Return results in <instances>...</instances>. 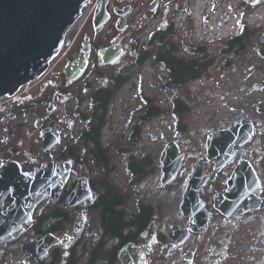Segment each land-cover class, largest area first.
<instances>
[{
    "label": "rangeland",
    "instance_id": "rangeland-1",
    "mask_svg": "<svg viewBox=\"0 0 264 264\" xmlns=\"http://www.w3.org/2000/svg\"><path fill=\"white\" fill-rule=\"evenodd\" d=\"M99 1L93 0L95 5L94 8L91 7L92 9L83 8L87 11L81 12L77 24L66 34L64 48L52 62L55 65L53 70L55 75L48 81H55L60 87L63 85L64 78L61 77L60 72L65 61L78 53L85 36H89L95 46L121 41L125 49L121 63L117 66L98 68L102 74L101 80L90 79V67H88L81 80L67 89L64 88L73 94V99L66 108L70 110L76 108L78 113H85L90 106L89 97L100 83L105 88H111L114 77L118 75L127 77V82L114 92L107 106L106 121L101 131L100 141L109 159L107 174L122 193L127 207L142 201L145 205L158 208L163 215L169 213V209L176 205L190 168L195 163V159L199 158V139L202 133L235 119H257L264 125V58L258 51L259 48L264 50V0H180L179 9L176 8V4L167 6V0H157L158 4L154 12L148 10L154 0H130L123 3L109 0L108 10L111 13V21L101 33L96 35L93 31L92 17ZM124 7H129L126 16L127 28L124 32H118L114 26L118 16L113 14V9L120 10ZM241 9L244 12L242 16ZM156 12L157 15L149 20L150 14ZM257 14L261 18L255 17ZM171 21L175 22V36L172 41L180 48L179 57L194 58L192 49L203 48L207 52L206 59L214 60L198 80L174 87L169 86L166 74L151 60L140 69L134 67L136 53L146 45L149 33L160 27L165 28ZM241 22L246 23L251 30L246 48L234 55L224 57L220 52L221 44L239 33ZM135 41H138L139 45L134 51ZM104 79L107 80L105 83ZM43 82L39 83L38 80L32 84L33 91L38 92ZM140 94L149 99L150 105ZM176 94L181 95L180 98L186 105L185 114L181 118L186 129L180 135L175 134L176 119L173 105ZM76 97L82 99L80 105L77 104ZM233 104L237 106L233 107ZM149 106L158 108L160 113L152 118L143 119ZM116 113L117 118H115ZM38 114L45 117L46 108L44 107ZM46 122L44 120V124ZM156 125L160 127L157 128ZM135 127H138L137 131H134ZM84 128L82 124H77L72 132H64L62 145L49 155L45 154L42 161L60 160L59 154L66 148V146L63 148V144L76 138ZM176 135L180 152H189L191 161L183 162L171 187L159 189L158 160L166 144ZM36 136V133L25 135L18 133L10 137L9 146L15 150L22 142L29 152L33 149V152L37 153L40 140L35 143ZM261 139L264 147V133ZM141 156L151 161V165L146 167V176L136 180L129 174L127 165L131 164L132 159L139 160ZM134 166L135 164L129 165V170L132 171ZM132 181L135 182L133 185ZM228 232L230 230L225 228H221L216 235L212 232L209 235L210 240L205 242L204 247L209 243L219 244L226 239L219 237L220 234ZM26 236L24 240L19 241L20 244L29 240L32 242L28 232ZM228 238L231 239V236ZM232 241L234 244H243L240 252L246 257L245 264H264L263 230L253 226L250 229L244 228L236 232ZM245 244L248 245V250L243 248ZM16 247H19L18 243L10 245L8 249ZM233 247L232 254L238 251ZM239 256L242 257L240 253Z\"/></svg>",
    "mask_w": 264,
    "mask_h": 264
},
{
    "label": "flooded vegetation",
    "instance_id": "flooded-vegetation-1",
    "mask_svg": "<svg viewBox=\"0 0 264 264\" xmlns=\"http://www.w3.org/2000/svg\"><path fill=\"white\" fill-rule=\"evenodd\" d=\"M40 85L38 92L33 91L32 84L22 87L23 93L14 97L9 106L0 111V168L14 162V169L27 173L40 166L44 162L42 159L45 153L40 151L39 132L51 121L59 123L62 129L61 142L58 146L62 145L64 132H72L77 124L86 127L84 122L78 121L79 113L76 108L71 110L66 108L71 101L67 104L55 103L49 106L56 93L71 92L60 87L55 81L47 80ZM44 107L47 112L45 117L38 114ZM44 120L47 121L46 124ZM240 121L251 123V137L243 145L237 143L231 148L233 157L225 159L229 145L224 144L218 150L220 152L216 153L219 156L213 159L209 154L208 137L215 132L227 130ZM214 129L201 134L199 158L195 159V163L199 160L207 177L198 191L199 210L202 207L208 214L204 232H193L190 229L191 219L180 210L186 181L176 205L169 209V213L162 215L163 212L156 207L141 208L139 205L143 203L142 201L127 207L122 193L107 174L109 166L107 169L95 166L94 160L88 153L86 154V149L81 147V158L78 161L75 159L52 161L55 164L70 162L66 184L56 199H51L48 193L45 201L33 210L30 223H23L24 233L16 241L19 247L8 249L10 244L7 243L0 247V264H7L11 258L18 264H123L119 254L130 245L135 249L142 247L144 264H245L246 257L240 252L243 244H234L232 237L236 232L244 228L250 229L251 226L264 231V147L261 139L264 125L257 119L246 118L220 124ZM18 133L24 135L36 133L34 142L40 140L39 151L34 153L31 149L29 152L22 142L15 150L12 149L9 146L10 137ZM77 137L63 144V148L65 146L72 150L77 148ZM187 153L189 156L185 161H191V155ZM80 182H83L84 191L73 199L75 205L69 207L66 200L79 187ZM28 202L29 199H26L25 208ZM13 203L14 198L8 193L0 203L2 212ZM227 205L233 207L229 215L221 211ZM10 217L13 219L12 227L27 219L26 212L22 211L11 214ZM152 224L155 226V239L147 246L148 241L142 234ZM193 226L199 227L198 217L195 218ZM221 228L230 230L219 236L226 239L219 244L209 243L204 247L205 242L210 240L209 235L212 232L213 235L218 234ZM76 230L79 231L78 235L75 234ZM36 231L44 233L38 236ZM27 232L32 242L29 240L20 244L19 241L25 239ZM47 234L64 240L66 249L60 245L55 246L50 249L48 257L41 261L36 255L35 245ZM185 235L187 239H184ZM232 246L235 247L234 250L238 249L234 254ZM243 248L248 250V245L245 244ZM5 250L10 251L8 257ZM189 254L191 261L186 263Z\"/></svg>",
    "mask_w": 264,
    "mask_h": 264
},
{
    "label": "water",
    "instance_id": "water-1",
    "mask_svg": "<svg viewBox=\"0 0 264 264\" xmlns=\"http://www.w3.org/2000/svg\"><path fill=\"white\" fill-rule=\"evenodd\" d=\"M117 3L130 0H115ZM255 1V0H250ZM89 0H0V99L5 96H13L18 90L36 81L39 76L48 68L49 61L61 50L66 34L79 19L82 9ZM158 1L154 0L148 7L150 12L157 8ZM109 0H100L92 17L93 31L96 33L109 24L111 13L108 10ZM129 7L113 9V14L118 16L115 29L124 32L126 16ZM124 48L120 40L99 48L97 51V66H117L124 56ZM91 56V42L89 36L84 37L78 54L64 66L62 73L65 80V87L68 88L79 81L89 66ZM106 80H104V83ZM72 98L71 93H56L53 97L55 103L66 104ZM51 112V110H49ZM61 126L56 121H51L47 127L39 132L41 139L40 151L49 154L61 142ZM252 135V125L247 122H237L234 126L224 131H218L208 137L209 154L216 159V153L224 144L229 148L225 159L233 157L231 148L237 143L243 145ZM239 140V142H236ZM178 138L166 144L159 160L160 167L159 188L171 187L182 167V163L188 158L187 152H180L177 146ZM15 163L9 162L0 168V203L11 193L14 203L2 212L0 204V246L5 243L19 239L23 233V223H30V218L36 206L41 204L48 196L56 199L66 184L70 173V162L54 163L43 162L32 171L22 173L14 169ZM199 160L193 166L187 176L186 187L183 191V202L180 210L185 216L191 219L190 229L193 232H204L208 221V214L202 207L199 210L198 191L206 181ZM83 182H80L66 200V205L74 206L73 199L82 190ZM29 202L24 207L25 200ZM202 204V203H201ZM26 212L27 219L16 227H12L13 219L11 214ZM223 214L229 215L233 207L227 205L221 210ZM199 218V227H194L195 218ZM155 226L149 227L142 236L148 241L147 246L155 239ZM78 235L79 231L76 230ZM187 239V236H184ZM64 240L55 238L51 234L41 237L36 245L35 252L39 260L48 257L51 248L60 245L66 249ZM119 257L123 264H144L142 247L133 248L127 246ZM191 254L185 260L190 263ZM7 264H18L13 258Z\"/></svg>",
    "mask_w": 264,
    "mask_h": 264
},
{
    "label": "trees",
    "instance_id": "trees-1",
    "mask_svg": "<svg viewBox=\"0 0 264 264\" xmlns=\"http://www.w3.org/2000/svg\"><path fill=\"white\" fill-rule=\"evenodd\" d=\"M180 0H167V6H171L176 4V8L179 9ZM241 16L244 15L243 10H240ZM157 15L156 13L150 14L149 20L153 19ZM175 22L171 21L165 28H157L154 31H151L148 35V41L146 45H143V49L136 53V63L134 67L136 69H140L148 60H151L153 64L159 65L161 70L166 74L169 86H182L187 85L190 82L198 80L213 64L214 60L206 59L207 52L203 48H193V53L195 55L192 57H179L178 52L180 50L179 46L173 43L172 38H174L175 34ZM250 29L246 23L241 22L239 26V33L235 36L229 38L221 44L222 49L220 50L221 55L224 57L234 55L237 52L243 51L246 48L247 41L249 36L251 35ZM99 34V33H98ZM96 33V35H98ZM109 45V44H108ZM139 45L138 41L134 42V51ZM107 46L105 44H101L98 46L92 45V52L90 57V71L89 76L90 79L101 80L102 74L99 72L97 66V55L96 52L99 48ZM260 56L264 58V50L258 49ZM76 54L69 57L65 64L70 61ZM61 77H63L62 72ZM127 82V77L116 76L113 78L112 83L113 86L111 88H105L100 85L91 93L90 106L85 113L78 114V121L80 123L84 122L86 127L81 131V133L77 137L78 147L75 149H67L65 148L61 154H59L60 160L65 159H75L78 161L81 157L80 148L83 147L86 149V154L88 153L91 158L94 160L95 166L103 167L104 169L108 168L109 159L106 155V150L102 146L101 140V131L105 124V116L107 106L112 99V96L116 90H118L124 83ZM64 84L61 86L64 88ZM167 86V84H166ZM142 97L146 101L147 104L150 105V101L145 96ZM181 95H175V104L172 105L174 108V115L176 119L175 129L176 133L179 134L184 132L186 126L184 121L182 122V115L185 114L186 105L181 100ZM77 104L80 105L82 99L76 97ZM178 104V108L176 105ZM160 113V110L156 107L149 106V108L145 112V116L143 119L152 118L157 116ZM138 127L134 128V131H137ZM133 131V132H134ZM135 164L132 168L133 170H129V165ZM128 163L127 168L129 173L136 178V180L141 179L146 176V167L151 165V161L147 158L141 156L139 160L132 159V162ZM104 165V166H102ZM141 208H151V206L140 203ZM38 236L42 235L43 231L35 232ZM28 252V250H27ZM29 253V252H28Z\"/></svg>",
    "mask_w": 264,
    "mask_h": 264
},
{
    "label": "built area",
    "instance_id": "built-area-1",
    "mask_svg": "<svg viewBox=\"0 0 264 264\" xmlns=\"http://www.w3.org/2000/svg\"><path fill=\"white\" fill-rule=\"evenodd\" d=\"M94 5H95V2H93V0H90L89 3L87 4V7H88V8H91V7L94 8V7H93ZM92 8H91V9H92ZM62 50H63V48H62ZM62 50H61L60 53L57 55V57L61 54ZM53 60H54V59H53ZM53 60L51 61L48 70H47V71L41 76V78L39 79V83L42 82V81H44V80H46L47 78H49V77H51V76L54 75V71H53V70H54V68H55V65L52 64ZM19 94H20V92L17 93L15 96H12V97H10V96H5V97L1 98V99H0V110H2V109H4L5 107H7V104H9L10 101H11L14 97L18 96ZM7 102H8V103H7ZM4 103H7V104H4ZM14 244H15V243H14ZM11 245H12V244H11Z\"/></svg>",
    "mask_w": 264,
    "mask_h": 264
},
{
    "label": "bare ground",
    "instance_id": "bare-ground-1",
    "mask_svg": "<svg viewBox=\"0 0 264 264\" xmlns=\"http://www.w3.org/2000/svg\"><path fill=\"white\" fill-rule=\"evenodd\" d=\"M82 11L85 12V11H87V10L82 9ZM255 17H260V18H261V16H260L259 14L255 15ZM224 20H225V19H224ZM76 23H77V22H76ZM228 27H229V26H228ZM228 29H229V28H228ZM212 97H213V96H212ZM242 97H243V96H242ZM253 99H254V98H253ZM232 106L235 107V106H237V104H233ZM117 116H118V114L116 113L115 118H117ZM197 120H199V119H197ZM197 120H196V121H197ZM156 127L159 128L160 126L156 125Z\"/></svg>",
    "mask_w": 264,
    "mask_h": 264
}]
</instances>
